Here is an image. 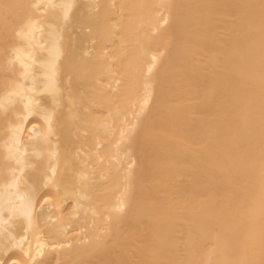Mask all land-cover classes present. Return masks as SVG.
I'll use <instances>...</instances> for the list:
<instances>
[{
  "label": "bare ground",
  "instance_id": "bare-ground-1",
  "mask_svg": "<svg viewBox=\"0 0 264 264\" xmlns=\"http://www.w3.org/2000/svg\"><path fill=\"white\" fill-rule=\"evenodd\" d=\"M0 264H264V0H0Z\"/></svg>",
  "mask_w": 264,
  "mask_h": 264
}]
</instances>
